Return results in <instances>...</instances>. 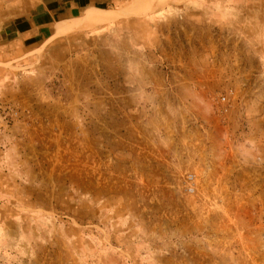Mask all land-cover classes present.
I'll return each mask as SVG.
<instances>
[{
  "label": "rangeland",
  "instance_id": "obj_1",
  "mask_svg": "<svg viewBox=\"0 0 264 264\" xmlns=\"http://www.w3.org/2000/svg\"><path fill=\"white\" fill-rule=\"evenodd\" d=\"M113 20L0 58V264H264V42Z\"/></svg>",
  "mask_w": 264,
  "mask_h": 264
},
{
  "label": "crops",
  "instance_id": "obj_2",
  "mask_svg": "<svg viewBox=\"0 0 264 264\" xmlns=\"http://www.w3.org/2000/svg\"><path fill=\"white\" fill-rule=\"evenodd\" d=\"M86 20L100 21L92 27L109 20L126 26L139 21L141 27L176 24L196 33L219 27L264 42V0H0V58L88 29Z\"/></svg>",
  "mask_w": 264,
  "mask_h": 264
},
{
  "label": "bare ground",
  "instance_id": "obj_3",
  "mask_svg": "<svg viewBox=\"0 0 264 264\" xmlns=\"http://www.w3.org/2000/svg\"><path fill=\"white\" fill-rule=\"evenodd\" d=\"M105 19V18H104ZM100 21L99 20H91V21H85L84 23H83V26L85 27V28H90V27H92L93 25H95V24H97V23H99Z\"/></svg>",
  "mask_w": 264,
  "mask_h": 264
},
{
  "label": "built area",
  "instance_id": "obj_4",
  "mask_svg": "<svg viewBox=\"0 0 264 264\" xmlns=\"http://www.w3.org/2000/svg\"><path fill=\"white\" fill-rule=\"evenodd\" d=\"M227 101V97L225 95H222L220 98H219V102L220 103H224Z\"/></svg>",
  "mask_w": 264,
  "mask_h": 264
}]
</instances>
